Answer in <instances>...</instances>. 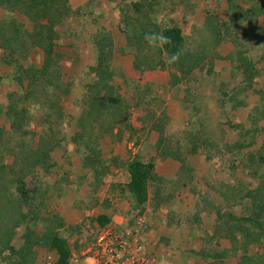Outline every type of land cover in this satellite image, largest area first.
Here are the masks:
<instances>
[{
  "label": "rangeland",
  "instance_id": "obj_1",
  "mask_svg": "<svg viewBox=\"0 0 264 264\" xmlns=\"http://www.w3.org/2000/svg\"><path fill=\"white\" fill-rule=\"evenodd\" d=\"M135 1L68 0L74 13L55 27L59 36L53 52L59 55L61 77L60 89L51 96L55 104L53 108L59 107L64 117L57 121L55 135L54 131H49L50 138H55L51 142L54 148L47 149V164L30 167L28 164L21 165L14 156L0 154V232L4 228L10 230L9 245L15 249L21 246L27 229L41 236L49 227H54V231L66 240L71 252L68 264H104L109 257H105V251L97 247L101 238L100 243L105 242V246L112 244V249L116 250L118 264H211L215 260L189 252L205 246L212 253L231 247L227 240L220 239L217 247L216 237L212 241H206L205 237L209 235L210 238L217 229L213 217L215 209L226 204L217 189L222 191L226 185L235 186L236 181L248 190L257 186V179L252 180L241 173V166L231 170L230 161L236 156L227 149L237 140L236 125L242 123L246 130L250 129L248 116L252 108L264 104L256 93H264V63L257 64L258 75L247 81L242 71L235 67L240 66L237 58L230 56L231 63L228 60L214 61V73L210 79L204 76L205 72L197 73L196 82L171 88V73L168 70L139 72L132 67L133 57L122 52L126 40L120 27L121 20L133 16L129 5ZM180 1L151 2L156 11V22L160 26H163V21L175 22L192 43L199 42L196 32L206 17L213 14L222 21H227L229 17V13L224 12L228 9V0H187L190 12L179 4ZM257 1H261L260 4L264 2ZM243 2L238 0L239 5ZM5 14L0 9L1 18L16 20L18 26L29 31L33 28V22L18 11ZM257 23L263 25L264 17L259 16ZM100 29L112 38L113 50L108 70L112 73L114 87L128 105L126 118L131 129L122 128L124 135L121 133L113 137L102 135L103 130L94 126L93 142L90 139L88 143H76L73 138L78 130L76 124L80 104L85 86L91 82L88 68L97 55L91 36ZM244 31L241 30L238 35ZM225 41L216 49L222 56H227L233 48L229 39ZM242 45L240 51L245 49ZM246 48L248 51L244 52V57L247 58L254 59L255 54L260 52L256 43ZM28 51L27 58H19L18 61L40 66V51ZM10 70L11 67L0 63V141L4 132L13 131V125H17L13 143L27 141L33 150H39L42 122L46 112L52 110L44 111L39 105L32 106L27 81L18 84L6 79L7 75L11 77ZM243 86H247V90L242 91ZM186 89H190L189 92ZM7 94L13 96L9 99ZM229 97L233 100L229 101ZM236 100L244 104L234 107ZM7 111H14L11 113L13 116L23 111L24 115L15 119L7 117ZM150 113L154 115L153 121L161 125L164 131L162 138L168 142V149L180 151L181 156H185V163L190 168L187 177L193 180L186 187L180 185L182 174L179 169L183 165L177 159L155 160V173L162 177V182L149 186L150 200L144 206L145 213L137 217L140 209L131 207L132 201L126 189L128 173L123 163L134 157L146 162L159 151L155 148L159 133L149 128L139 130L141 120ZM259 126H264V121ZM116 130L117 126L112 133ZM129 132L137 144L127 140L126 133ZM194 135L200 139L211 135L221 153L210 160L206 159L208 153L203 148L194 155L189 153L187 147ZM260 143L256 141L248 151L257 150ZM4 146L0 144V152ZM41 151L44 153L45 150ZM86 157L101 162L96 168L101 182L96 189L92 187L95 177L90 175L91 171L82 168ZM157 187L161 192L160 199L154 196ZM192 189L195 193L191 192ZM164 191L166 194H163ZM152 201H160L159 206L155 207ZM231 207L222 208L223 212L237 213L241 206ZM100 214L109 216L111 220L104 229L98 228L95 222ZM109 229L112 235L107 236L105 233ZM3 236L1 234L0 238ZM247 253L264 255V239L250 244ZM9 254L0 246V264H18L16 257L13 262L8 260ZM32 254V264L56 262L54 252L39 247L32 248ZM239 256V253L227 256L225 263L237 264Z\"/></svg>",
  "mask_w": 264,
  "mask_h": 264
},
{
  "label": "trees",
  "instance_id": "obj_2",
  "mask_svg": "<svg viewBox=\"0 0 264 264\" xmlns=\"http://www.w3.org/2000/svg\"><path fill=\"white\" fill-rule=\"evenodd\" d=\"M151 1L137 0L132 2L129 6L133 16L124 17L121 20L122 25L120 27L124 31L126 40L122 52L133 57L132 67L134 70L139 72L168 70L171 73L170 87L174 88L182 83L196 82L197 73L205 72L204 76L210 79L214 73V61L228 60L231 63L230 56H232L236 57L240 63V66L235 67L242 71L244 80L250 81L255 75H258L255 68H257L258 63H264V24H258L257 20L259 16L264 17V2L260 4L261 1L244 0L243 5H239L238 0H228V9L224 11L229 13L227 21L219 20L213 14L206 17L196 32L200 38L199 42L194 41L192 43V41H188V38L175 22L163 21V26L156 22V11ZM179 4L184 5L187 12H190L188 11L187 0H181ZM0 9L5 11V16L18 11L33 22V28L29 31L18 26L16 20L11 21V19L7 20L0 17V63L5 67H11L10 71L12 72L11 77L7 75L6 79L17 81L18 84L26 80L28 92L32 95L30 99V103H33L32 106L39 105L44 111L52 110L46 112L42 122L43 129L38 140L39 150H33L27 141L20 144L13 143L12 140L17 135V125H13V131L2 134L3 139H1L0 144L5 146L1 147L4 152L2 150L0 154L14 156V159L20 161L21 165L28 164L30 167L47 164V149L54 148L51 142L55 138V136L50 138L51 133L49 131H54L55 135L57 121L64 117L59 107L53 108L55 104L51 97L55 91L60 89L59 80L61 77L59 55L53 52L59 36L55 27L62 24L74 11L71 10L68 0H0ZM173 10L175 9H171V11ZM243 29H245V33L239 36V32ZM153 33H162L168 38L169 43L163 47H150L146 37ZM227 39L230 40L233 48L227 56H222L218 54L216 49L226 43L225 40ZM91 40L97 55L95 62L88 68V77H91V82L86 84L85 95L80 104L79 121L76 124L78 130L73 138L77 141L76 143H88L90 139L93 142L92 138L96 126L98 127L97 130H103L102 135L113 137L121 133L124 135L125 131L122 128L131 129L126 118L128 105L124 102L118 89L114 87L112 73L108 70L113 50L111 35L104 29H100L91 36ZM254 43L259 44L260 52L255 54L254 59L244 57V52L248 51L246 47ZM241 45L245 48L243 51H240ZM28 49L40 51L42 55L40 66L25 65L20 60L18 61L19 58H27ZM173 55L177 56L174 62L171 59ZM189 90L186 89V92ZM244 90H247V86L242 87V91ZM256 93L264 101V93L261 91H256ZM222 95L224 94L222 93ZM12 96L11 94L6 95L9 99ZM228 100L232 101L233 97H229ZM233 104L234 107H237L244 103L241 100H236ZM14 109L15 107L11 110ZM12 112L14 111H7V117L11 116L17 119L24 115L23 111H19L18 116H13ZM147 115L144 120H141L139 130L149 128L159 133L155 144V148L159 151L146 162L139 157H134L123 163L128 173L126 189L132 201L131 207L132 209H140L137 217L145 213L144 206L150 200L149 186L158 181L162 182V177L155 173V160H164L169 157L177 159L178 162H181V166L183 165L179 169L182 174V179L179 180L180 185L186 187L193 180L192 177H187L190 168L185 163V156H181L180 151L168 149V142L162 138L164 131L161 125L153 121L154 115L152 113ZM248 121L251 123V128L248 130L244 128L242 123L236 125L237 140L227 149V152L236 156L230 161L231 170L241 166V173H245L252 180L257 179V186L248 190L245 189L244 184L236 181L235 186L226 185L222 191L217 189L221 197L226 200L224 207L236 205L241 207L237 212L238 214L229 211L223 212L222 208L224 207L216 208L213 215L215 228H217L214 229L213 234L215 235L212 234L210 238L209 235L205 237L206 241H212L216 237L214 241L217 247L220 239L227 240L231 246L229 249L212 253L207 248L208 246H205L194 252H189L195 256L215 260L211 264H226L225 260L237 253L240 254V261L237 264H262L264 262V255L247 253L250 244H257L264 239V126H259V123L264 121V104L252 108ZM116 126V133L113 134V129ZM126 136L128 141L133 142V145L138 143L133 139L131 132L126 133ZM24 137L25 140L26 136L24 135ZM211 138V135L209 137L203 136L201 139L194 135L191 145L187 147L188 152L194 155L200 148H203L208 153L206 159H212L214 155L221 153V149ZM256 141H261L257 150L248 151L255 146ZM42 149L45 150L44 153L41 151ZM38 153L39 155H36ZM85 160L86 163L82 168L91 171L90 175L95 177L92 187L96 189L98 183H101L98 180L100 172H97L96 169L98 163L101 162L90 160L89 157H86ZM257 173L260 174L257 176ZM157 189L154 196L160 199L161 192L160 189ZM20 192H22L21 189ZM191 192L195 193L194 189ZM163 194L166 192L164 191ZM159 202H153L155 207L159 206ZM95 222L98 228L104 229L111 223V220L109 216L100 214L95 218ZM5 230L6 228L0 232V235H4L3 238H0V246L9 251L8 260L11 262L16 257L18 264H32V248L39 247L54 252L55 264H68L71 257L69 246L66 240L54 231V227L46 229L41 236L32 234L27 229L18 249L9 245L10 230Z\"/></svg>",
  "mask_w": 264,
  "mask_h": 264
},
{
  "label": "built area",
  "instance_id": "obj_3",
  "mask_svg": "<svg viewBox=\"0 0 264 264\" xmlns=\"http://www.w3.org/2000/svg\"><path fill=\"white\" fill-rule=\"evenodd\" d=\"M107 232L105 233L107 236L108 235H110V233H111V235H112V230L111 229H109V230H106ZM105 235V236H106ZM103 238H101V239H99V242H98V248H100L101 249V251H105L104 252V256L106 257V256H108L109 257V259H105V260H107V261H105V263L104 264H118L119 262H118V258H119V256L117 255V252H116V250L113 248L112 249V244H111V246L110 245H103L105 242H103V244L102 243H100L101 242V240H102ZM115 246V245H114ZM75 262H76V260H75Z\"/></svg>",
  "mask_w": 264,
  "mask_h": 264
},
{
  "label": "clouds",
  "instance_id": "obj_4",
  "mask_svg": "<svg viewBox=\"0 0 264 264\" xmlns=\"http://www.w3.org/2000/svg\"><path fill=\"white\" fill-rule=\"evenodd\" d=\"M146 40L150 47H163L165 44L169 43L168 38L162 33H153L150 36H147ZM171 59L174 62L177 59V56L173 55Z\"/></svg>",
  "mask_w": 264,
  "mask_h": 264
}]
</instances>
